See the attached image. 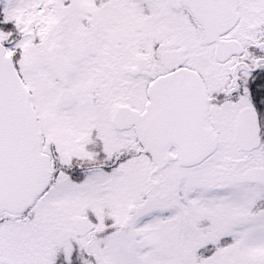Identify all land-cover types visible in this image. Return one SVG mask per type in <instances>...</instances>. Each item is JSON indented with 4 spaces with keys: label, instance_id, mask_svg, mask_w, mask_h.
I'll list each match as a JSON object with an SVG mask.
<instances>
[{
    "label": "snow or ice",
    "instance_id": "6c2138e0",
    "mask_svg": "<svg viewBox=\"0 0 264 264\" xmlns=\"http://www.w3.org/2000/svg\"><path fill=\"white\" fill-rule=\"evenodd\" d=\"M0 264H264V0H0Z\"/></svg>",
    "mask_w": 264,
    "mask_h": 264
}]
</instances>
